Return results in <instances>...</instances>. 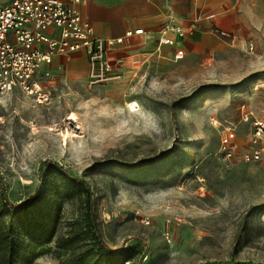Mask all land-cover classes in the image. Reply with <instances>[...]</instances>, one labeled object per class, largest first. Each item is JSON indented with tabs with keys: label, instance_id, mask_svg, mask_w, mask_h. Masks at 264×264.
Masks as SVG:
<instances>
[{
	"label": "rangeland",
	"instance_id": "obj_1",
	"mask_svg": "<svg viewBox=\"0 0 264 264\" xmlns=\"http://www.w3.org/2000/svg\"><path fill=\"white\" fill-rule=\"evenodd\" d=\"M213 47L153 63L122 87L51 83L42 103L18 89L0 95L8 197L28 198L41 163L56 161L88 180L105 240L141 251L126 264L264 263V163L218 153L226 126L236 127L238 148L248 143L243 102L264 117V67L240 47ZM79 208L64 203L62 232ZM33 264L58 259L45 254Z\"/></svg>",
	"mask_w": 264,
	"mask_h": 264
},
{
	"label": "built area",
	"instance_id": "obj_2",
	"mask_svg": "<svg viewBox=\"0 0 264 264\" xmlns=\"http://www.w3.org/2000/svg\"><path fill=\"white\" fill-rule=\"evenodd\" d=\"M80 1L0 0V95L18 89L38 103L48 101L52 95L49 82L52 72L48 66L56 55L79 50L88 52L89 77L80 84L86 90L122 77L121 72L114 70L108 52L122 45L126 37L145 33L144 28L127 29L124 35L116 37L99 35L78 9ZM199 19L197 16L189 25H183L170 18L159 27V43L173 45L177 37L186 38L193 33ZM212 30L221 37H230L219 27ZM183 57L184 50L178 49L175 58ZM76 85L66 81L68 88ZM241 107L242 120L250 123L248 143L238 148L236 127L226 126L218 153L230 162L238 159L264 163V117L255 116L245 102ZM140 219L146 224L152 221L150 216Z\"/></svg>",
	"mask_w": 264,
	"mask_h": 264
},
{
	"label": "crops",
	"instance_id": "obj_3",
	"mask_svg": "<svg viewBox=\"0 0 264 264\" xmlns=\"http://www.w3.org/2000/svg\"><path fill=\"white\" fill-rule=\"evenodd\" d=\"M77 7L99 35L116 37L127 29L145 30L126 37L122 45L109 50L112 66L122 77L97 86L122 87L153 63L179 62L191 52L213 46L245 49L256 67H264V0H81ZM213 14L215 17H207ZM197 16L200 19L196 28L186 38L177 37L173 45L159 43L162 23L173 17L176 22L189 25ZM213 27L227 31L230 37L215 34ZM178 49L184 50L183 58H175ZM48 68L52 72L49 82L54 86L67 80L84 83L89 77L88 52L58 54Z\"/></svg>",
	"mask_w": 264,
	"mask_h": 264
},
{
	"label": "trees",
	"instance_id": "obj_4",
	"mask_svg": "<svg viewBox=\"0 0 264 264\" xmlns=\"http://www.w3.org/2000/svg\"><path fill=\"white\" fill-rule=\"evenodd\" d=\"M153 160V159H149ZM36 190L21 202L12 201L0 177V264H33L53 254L58 264H126L141 251L132 245L112 247L102 235L91 186L56 161L41 163ZM79 202V212L61 231L66 201ZM207 264H264L226 260Z\"/></svg>",
	"mask_w": 264,
	"mask_h": 264
},
{
	"label": "bare ground",
	"instance_id": "obj_5",
	"mask_svg": "<svg viewBox=\"0 0 264 264\" xmlns=\"http://www.w3.org/2000/svg\"><path fill=\"white\" fill-rule=\"evenodd\" d=\"M70 119H77V115L72 112L71 115L69 116ZM79 126V125H78ZM52 128V127H51ZM69 134V133H68Z\"/></svg>",
	"mask_w": 264,
	"mask_h": 264
}]
</instances>
